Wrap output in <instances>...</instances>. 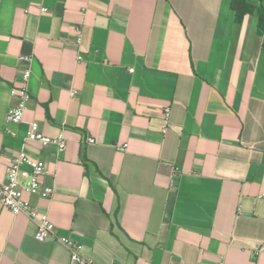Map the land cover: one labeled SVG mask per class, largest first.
Masks as SVG:
<instances>
[{
  "label": "crops",
  "instance_id": "0c3cea01",
  "mask_svg": "<svg viewBox=\"0 0 264 264\" xmlns=\"http://www.w3.org/2000/svg\"><path fill=\"white\" fill-rule=\"evenodd\" d=\"M28 66V109L8 122ZM34 120L66 147L26 141ZM24 149L46 163L53 195L27 197L56 236L0 201V264H75L59 236L95 264H264L258 16L239 23L230 0H0V185Z\"/></svg>",
  "mask_w": 264,
  "mask_h": 264
},
{
  "label": "built area",
  "instance_id": "2783aa9c",
  "mask_svg": "<svg viewBox=\"0 0 264 264\" xmlns=\"http://www.w3.org/2000/svg\"><path fill=\"white\" fill-rule=\"evenodd\" d=\"M46 11V7L41 8ZM76 41H82V28L76 26ZM21 59L30 64L32 56H21ZM82 59V55L78 57ZM133 71V69H132ZM32 70L30 66L22 70L20 84L13 86L10 90L12 96L17 98L16 104L10 108L7 113V121L12 123H20L24 120L25 112L28 109L31 100L29 91V81ZM75 90L72 95H75ZM166 122L171 116V108L167 107L164 110ZM167 127L164 128V132ZM26 141L39 142L42 145H56L59 149L66 147L67 138L64 130L58 134L50 136L41 131L37 121H30L29 128L26 133ZM90 143H94L95 139L90 137ZM128 148V143L118 145V149L124 151ZM48 172L46 163L43 160L31 157L27 151L21 150L18 152L6 168V181L0 185V201L4 206L9 208L14 214H25L32 219L37 225L36 238L40 241L46 240L49 237L56 236L54 222L50 219L47 212H42L32 201L28 195H39L43 198H50L54 193L53 185H46L42 179ZM55 175V173H52ZM58 241L62 243L70 252L71 260L75 264H95L92 258L86 257L83 253V244L69 236H59ZM218 264H225L224 261Z\"/></svg>",
  "mask_w": 264,
  "mask_h": 264
},
{
  "label": "trees",
  "instance_id": "16d2710c",
  "mask_svg": "<svg viewBox=\"0 0 264 264\" xmlns=\"http://www.w3.org/2000/svg\"><path fill=\"white\" fill-rule=\"evenodd\" d=\"M263 1V0H259ZM231 7L236 13V18L239 23L247 14H256L259 18L260 30H264V4L256 6L251 0H230Z\"/></svg>",
  "mask_w": 264,
  "mask_h": 264
}]
</instances>
